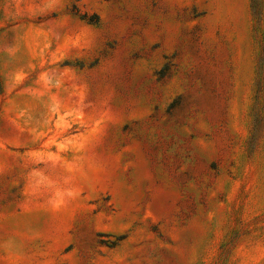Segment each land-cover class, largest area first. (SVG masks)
<instances>
[{"label":"rangeland","instance_id":"obj_1","mask_svg":"<svg viewBox=\"0 0 264 264\" xmlns=\"http://www.w3.org/2000/svg\"><path fill=\"white\" fill-rule=\"evenodd\" d=\"M0 264H264V0H0Z\"/></svg>","mask_w":264,"mask_h":264},{"label":"trees","instance_id":"obj_2","mask_svg":"<svg viewBox=\"0 0 264 264\" xmlns=\"http://www.w3.org/2000/svg\"><path fill=\"white\" fill-rule=\"evenodd\" d=\"M86 17V15L85 14H82L81 15V18H85ZM90 20H94V21H97V19H98V16L96 15V14H94L93 16H91V18H89Z\"/></svg>","mask_w":264,"mask_h":264}]
</instances>
